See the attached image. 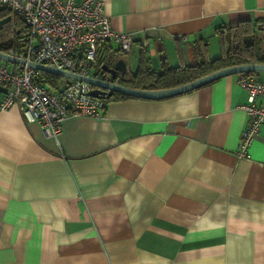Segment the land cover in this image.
Masks as SVG:
<instances>
[{"label":"crops","instance_id":"1","mask_svg":"<svg viewBox=\"0 0 264 264\" xmlns=\"http://www.w3.org/2000/svg\"><path fill=\"white\" fill-rule=\"evenodd\" d=\"M103 8L134 44L125 54L109 40L97 54L122 57L128 70L137 43L193 61L195 42L240 20L264 43V0ZM243 102L228 74L164 98L105 101L99 117L67 116L57 139L19 104L0 108V264H264V123L239 157Z\"/></svg>","mask_w":264,"mask_h":264},{"label":"built area","instance_id":"2","mask_svg":"<svg viewBox=\"0 0 264 264\" xmlns=\"http://www.w3.org/2000/svg\"><path fill=\"white\" fill-rule=\"evenodd\" d=\"M0 7L21 17L28 29L23 49L6 52L25 62L0 59V108L19 104L26 121H37L43 133L55 139L67 116H101L105 100L89 94L90 83L70 79L63 87L51 90L37 81L40 70L26 62L100 78V71L93 67L100 45L112 40L123 53L131 54L133 35L111 27L103 0H0ZM144 45L137 43V47ZM236 75L245 92V102L239 107L248 115L236 152L239 157H248L253 136L264 123V80L256 72Z\"/></svg>","mask_w":264,"mask_h":264},{"label":"trees","instance_id":"3","mask_svg":"<svg viewBox=\"0 0 264 264\" xmlns=\"http://www.w3.org/2000/svg\"><path fill=\"white\" fill-rule=\"evenodd\" d=\"M27 25L19 16H12L9 9L0 7V51L18 52L23 49L26 41ZM219 44V54L214 58L208 56L207 44L199 39L192 45L193 61L185 63L180 51L176 48L178 63L169 66L165 54L160 51L158 64L152 66L151 57L144 46H140L139 55L134 69L127 67L125 78L117 82L130 87L142 89H161L177 86L193 80L211 71L243 63L264 62V47H260L261 39L256 25L250 19L240 20L236 24L218 27L215 31ZM99 48V47H98ZM98 52V49H97ZM97 56V57H96ZM93 67L100 71L102 63L109 64V59H101L96 53ZM95 61L97 63H95ZM61 77L46 71H39L37 81L54 90L60 87ZM68 82V81H66ZM136 97L113 92L105 101Z\"/></svg>","mask_w":264,"mask_h":264},{"label":"water","instance_id":"4","mask_svg":"<svg viewBox=\"0 0 264 264\" xmlns=\"http://www.w3.org/2000/svg\"><path fill=\"white\" fill-rule=\"evenodd\" d=\"M0 59L6 62H21V63L25 62L24 59L18 58L16 56L1 51H0ZM151 62H152V66L156 67V65L158 64L157 57L152 56ZM26 63L41 71H46L70 79L88 82L92 86L91 89L89 90V94L101 98H108L111 95V93L120 92L123 94L132 95L136 97L159 99V98H164L175 94H179L182 92H186L188 90L199 87L205 83H208L224 75L235 74L243 71H247V72L264 71V62L243 63V64L232 65L211 71L207 74H204L202 76H199L193 80H190L186 83L177 86H173L169 88H161V89H142V88L130 87L125 84L117 82V79L125 78V73L128 67L127 61L122 57H119L117 59L112 58L111 65L107 63H102L100 65V70L104 74L100 78L95 76L80 75L44 63H36L32 61H28Z\"/></svg>","mask_w":264,"mask_h":264},{"label":"rangeland","instance_id":"5","mask_svg":"<svg viewBox=\"0 0 264 264\" xmlns=\"http://www.w3.org/2000/svg\"><path fill=\"white\" fill-rule=\"evenodd\" d=\"M205 43L207 44V51H208V56L210 58H214L215 56H217L219 54V44H218V40H217V36L213 35L211 36L209 39H207V41H205ZM262 46H264V43H260ZM186 50V49H185ZM184 60L186 63H191L192 61L188 58L187 53H184ZM165 57H166V61L167 64L169 66H174L178 63V58H177V54L176 51L174 49L173 46H170L166 53H165ZM9 65V63H7ZM70 78L67 77H61V82H60V87L64 86V83L66 81H69Z\"/></svg>","mask_w":264,"mask_h":264},{"label":"flooded vegetation","instance_id":"6","mask_svg":"<svg viewBox=\"0 0 264 264\" xmlns=\"http://www.w3.org/2000/svg\"><path fill=\"white\" fill-rule=\"evenodd\" d=\"M112 64V61H111V63L109 62V65H111Z\"/></svg>","mask_w":264,"mask_h":264}]
</instances>
